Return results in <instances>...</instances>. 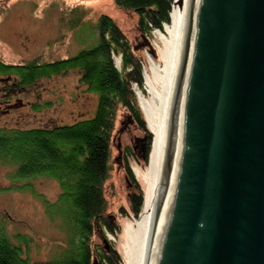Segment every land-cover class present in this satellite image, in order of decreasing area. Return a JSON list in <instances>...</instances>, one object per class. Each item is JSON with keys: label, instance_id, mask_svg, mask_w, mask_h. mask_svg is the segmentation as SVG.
Segmentation results:
<instances>
[{"label": "water", "instance_id": "1", "mask_svg": "<svg viewBox=\"0 0 264 264\" xmlns=\"http://www.w3.org/2000/svg\"><path fill=\"white\" fill-rule=\"evenodd\" d=\"M143 262L264 264V0H174Z\"/></svg>", "mask_w": 264, "mask_h": 264}, {"label": "trees", "instance_id": "2", "mask_svg": "<svg viewBox=\"0 0 264 264\" xmlns=\"http://www.w3.org/2000/svg\"><path fill=\"white\" fill-rule=\"evenodd\" d=\"M114 3L120 10L132 12L137 18L138 31L149 38L153 31L164 33L165 26L170 24L174 0H114ZM86 16L81 7L71 8L60 16L59 25L64 30L69 26L76 43L74 33L84 29L83 25L88 27L83 33L84 44L78 43L82 48L72 56L50 62L35 59L21 65L0 61V74L15 76L19 87L26 89L40 80L73 72L78 76V85L96 97L92 116L71 124L28 129L0 126V165L13 170L8 174L13 183L8 190H25L36 196L32 180L55 181L60 193L53 204L44 202L45 214L50 221H60L59 229L65 234V245L56 257L32 262L19 244L8 239L5 233L8 220L1 215L0 264H121L113 244L96 246L92 238L100 235L106 240V233L120 232L106 215L103 194L112 170L111 142L119 110L127 114L126 126L134 125L142 133L143 138L136 142L141 159L144 162L148 159L152 135L133 89L143 90L144 68L124 33L109 16L101 14L94 21ZM42 107L34 104L32 109ZM136 148L124 150L126 178L134 188L130 207L135 218L141 213L143 194L127 159L136 157L133 152ZM18 239L27 242L25 238Z\"/></svg>", "mask_w": 264, "mask_h": 264}, {"label": "rangeland", "instance_id": "3", "mask_svg": "<svg viewBox=\"0 0 264 264\" xmlns=\"http://www.w3.org/2000/svg\"><path fill=\"white\" fill-rule=\"evenodd\" d=\"M74 7H81L86 12V19L92 21L101 14L109 16L134 48L144 68V86L141 91L136 87L133 89L147 130L152 135L148 115L138 92L150 103L151 95L147 93L145 78L148 76L154 82L152 69L161 71L164 68L167 48L163 40L168 37V25L165 26L164 33L153 31L147 38L138 31L136 16L132 12L117 8L114 0H0V61L6 65H21L35 59L50 62L70 57L79 51L82 46L78 43L84 44L83 33L84 30L87 32V25H83L84 29L74 33L78 43L75 42L69 26L67 31L59 25L61 14ZM16 99L21 103L8 115L0 116V126L22 129L51 128L91 117L96 107V97L86 93L78 85V76L73 72L40 80L20 91ZM34 104L44 107L35 111L32 109ZM126 117L125 111L117 112L111 142L112 170L103 188L106 215L120 232L117 235L106 233V240L100 235L92 238L93 245L96 246L104 247L108 242L113 244L121 257V264H129L131 261V253L127 249L126 229L135 225L140 216L139 214L135 218L131 215L130 195L134 188L126 178L124 150L137 146L133 151L136 157L128 158L127 164L140 187L143 201L146 186L142 174L140 176L137 172L144 171L148 161L141 159L140 146L136 142V139H142L143 135L134 125L126 126ZM12 172L11 168L0 165V216L3 215L8 220L5 233L13 244L21 246L30 261H49L56 257L65 245V234L59 229L60 221H50L45 214L44 202L53 204L56 201L60 193L59 186L48 178H37L31 182L36 196L25 190H8L13 185L8 177ZM18 185L20 184L16 186ZM19 237L25 238L27 242L20 241Z\"/></svg>", "mask_w": 264, "mask_h": 264}, {"label": "bare ground", "instance_id": "4", "mask_svg": "<svg viewBox=\"0 0 264 264\" xmlns=\"http://www.w3.org/2000/svg\"><path fill=\"white\" fill-rule=\"evenodd\" d=\"M172 12V11H171ZM171 20L172 15H170V24L167 26V39L163 40L166 45L167 52L164 58L165 65L164 68L159 71L156 68L152 69V74L155 76V81L152 82L148 76H146V90L147 93L151 95L150 103L146 102L143 94L139 93L140 99L143 104V108L145 110L146 115H148V122L151 128V133L153 135V140L150 148V154L148 156L147 166L144 171L137 172L138 175L141 176L145 183V196L143 201L142 211L140 213L139 219L135 222V225L132 227H128L126 229V238H127V249L130 251L131 258L133 254H135V259H139L143 252V235H142V223L141 220L145 216L148 211V202H147V191L152 181L153 172H154V161H155V150H156V142H157V134L159 127V120L162 109V99L164 94V85L166 80V70L167 64L172 44V35H171ZM153 239L149 238L146 248V253L141 264H150V256L152 251Z\"/></svg>", "mask_w": 264, "mask_h": 264}, {"label": "flooded vegetation", "instance_id": "5", "mask_svg": "<svg viewBox=\"0 0 264 264\" xmlns=\"http://www.w3.org/2000/svg\"><path fill=\"white\" fill-rule=\"evenodd\" d=\"M25 90L17 85V79L10 74H0V116L8 115L21 101L16 99Z\"/></svg>", "mask_w": 264, "mask_h": 264}]
</instances>
